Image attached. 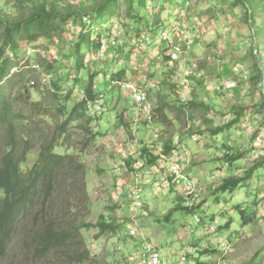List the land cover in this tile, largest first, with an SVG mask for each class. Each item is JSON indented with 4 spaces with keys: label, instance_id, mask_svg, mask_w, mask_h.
<instances>
[{
    "label": "rangeland",
    "instance_id": "rangeland-1",
    "mask_svg": "<svg viewBox=\"0 0 264 264\" xmlns=\"http://www.w3.org/2000/svg\"><path fill=\"white\" fill-rule=\"evenodd\" d=\"M31 1L35 0H0V7L6 17L17 19L30 14ZM61 1L65 6L82 7L90 12L102 0ZM255 3L253 0H136L133 10L128 13L127 2L119 0L117 18L98 20L92 15L83 21V25L92 23L91 40L97 47L87 51L82 46V68L77 67L75 55L82 22L77 23L79 25L70 22L62 41L50 45V48L43 41L32 48L22 43L16 55L7 53L13 58L12 71L23 75L25 80L14 87L12 99L16 110L25 116L18 123L19 132L32 143L27 168H32L38 160L42 144L58 138L56 150L71 155L75 168L83 167V188L87 199L78 197L68 206L66 195H73L81 187L73 185L74 189L58 191L48 210V215L58 224L65 226L73 222L76 227H81L76 240L66 248L52 252L46 258L34 259L36 228L33 223L37 219L33 216L22 222L8 250L0 253V264H127L130 250L139 244L125 233L123 221L130 222L131 211L122 203L126 199L122 198L118 187H122L124 181H131V175L121 181L123 177L115 167L120 162L118 156L122 158V153L126 152L131 155L129 152L136 151V147L150 140L151 133L144 122H140L136 129L129 126L125 118L134 119V108L121 87L116 85L113 88L111 82L105 80V75L114 74V80L122 81L114 78L117 77L115 73L128 67L129 63L116 57L122 52L129 57L133 54L126 52V38L131 36L130 40L135 41L137 49L134 54H146L154 49L151 47L160 38L162 30H169L175 24L196 40L201 29H206L218 41V46H206L210 57L190 58L196 70H204L203 80L210 81V89L205 90L201 83L196 84L193 92L188 91L184 88V81L179 79V72L168 67L161 74L168 82L158 92L150 93L158 108L161 137L172 143L179 138L188 144L179 152L188 169L187 174L200 181L199 184L196 182L200 203L193 209L184 208L183 190L179 192L173 187L158 189L155 183L160 175L151 172L143 179L150 182L151 187L143 188L147 216H138V224L150 242L163 247L164 251H159V255L161 258L164 255L163 260L167 263L192 244L199 247L198 256L188 258L186 264H264V83L259 84L253 79L256 67L264 70V34L259 33L264 30V11L259 8L251 13L252 17L246 8H253ZM216 29L219 32L213 33ZM142 31L148 32L150 38L147 43L143 35L141 37L148 47L145 52L140 51L136 43ZM111 38L121 45L117 43L113 51L102 57L98 53L100 44L108 43ZM173 42L176 46L184 44L183 39L177 37ZM160 46L165 47V44ZM254 50L261 54L256 57ZM171 52V47L164 50L163 58L170 60ZM143 58L135 56L138 69L145 72L149 68L150 74H157L155 66L150 65L152 61ZM131 59H134L133 55ZM35 63H39L42 71L51 72V85L57 87L58 92L55 96L51 91L54 87L40 92L37 86L28 85L27 79L38 81L39 75L31 71V65ZM235 73L238 93L235 97H227L223 88L213 80L219 74L228 77ZM92 74L95 75L93 83L102 110L95 113L89 109L83 118L70 116L71 109L84 98L82 89L88 85ZM100 82L103 84L95 87ZM202 88L205 91H201ZM210 101L214 102L212 110L201 106ZM66 106L69 110L65 109ZM233 106L244 109L240 122L213 135L212 131L225 128L235 118ZM68 117L73 120L66 126V135L60 136V127ZM119 127L123 128L127 142L120 145L115 138L111 146V139L116 132L118 135ZM193 137L196 142L192 141ZM3 145L4 140L0 137V156L4 153ZM141 147L143 159L150 163L152 156L147 148ZM137 155H132L127 164L134 162ZM229 157L240 159L230 162ZM259 164L263 167L254 171ZM249 175V180L234 190L218 192L224 180L248 178ZM206 203L209 205L205 207ZM39 213L44 214V211ZM195 214L202 224L195 221ZM102 218L114 225L115 231L99 236L97 225ZM208 226L215 227L216 235L208 232ZM220 240L231 243L226 255L218 252Z\"/></svg>",
    "mask_w": 264,
    "mask_h": 264
},
{
    "label": "trees",
    "instance_id": "trees-1",
    "mask_svg": "<svg viewBox=\"0 0 264 264\" xmlns=\"http://www.w3.org/2000/svg\"><path fill=\"white\" fill-rule=\"evenodd\" d=\"M125 1L128 4L127 11L131 13L136 0ZM253 1L256 2L253 8L246 6L252 17L251 13L257 9L260 8L264 11V0ZM30 4V14L17 19L6 17L0 7V137L4 140V153L0 156V253H5L8 250L22 222L36 216L37 221L33 223L36 231L32 257L43 259L52 252L66 248L79 235L81 227H76L73 222L67 223L65 226L58 224L48 215V210L56 199L55 194L58 191L74 189L73 185L81 187L80 190H76V193L73 192L76 196L74 194L66 195L68 206L71 201L78 197L83 200L87 199L83 188V167L75 168V162L71 155H63L56 150L58 146V138H56L41 145L38 160L32 168H27L26 161L32 143L30 140L24 139L19 132L18 123L25 116L22 111L16 110L15 101L12 99L14 87L25 80L23 75L12 72L13 58L7 56V53L16 55L22 43L26 47L32 48L39 44L38 42L43 41V44L50 48V45L62 41L70 22L74 21L76 24L82 22L78 34V43L75 46L76 65L82 68V46L87 51L92 50L95 46V43L91 40L93 25L92 23L83 25L84 19H88L92 15H95L98 20L117 18L119 0H102L90 9V12L82 7L73 9L65 6L61 0H35L31 1ZM259 33L263 35L264 30L261 29ZM40 68L42 71V67ZM31 71L33 70L31 69ZM45 72L51 73L50 71ZM94 76L93 74L90 76L88 85L82 89L84 98L76 107L71 109L70 116L85 117L90 112L89 105L98 101L99 97L93 83ZM253 79L259 84H263L264 70L256 67V77H253ZM31 81L34 80L27 79L30 87L37 86L40 92L45 90V88L41 89L36 83L31 85ZM55 88L57 87L51 90L53 96L58 93ZM68 108L65 107L66 110H69ZM243 110L236 108L233 111L235 118L229 123L230 125H225V128L213 131V134L228 129L232 124H237L242 117ZM72 120L71 117H68L66 122L62 124L59 131L60 136L66 135V126ZM172 149H174L172 141L170 139L165 140L166 153ZM228 159L230 162H235L240 158L229 157ZM261 167H263V164H259L254 171ZM249 178L250 175L248 178L226 179L219 185L218 192L234 190ZM42 211H44V214L39 213ZM243 220L245 222V218ZM97 228L99 236L116 229L114 225L107 223L103 218Z\"/></svg>",
    "mask_w": 264,
    "mask_h": 264
},
{
    "label": "built area",
    "instance_id": "built-area-1",
    "mask_svg": "<svg viewBox=\"0 0 264 264\" xmlns=\"http://www.w3.org/2000/svg\"><path fill=\"white\" fill-rule=\"evenodd\" d=\"M87 18L84 19V22ZM74 21H72L73 23ZM91 24L90 22H87ZM75 25V22H74ZM176 25V24H175ZM172 26L171 29H163L160 35V38L156 41V44L151 48H155L156 46L164 43L167 48L171 47L172 52L169 55L170 60H168V65L170 69H175L179 73L182 71L185 74L187 79H203L205 74L204 70L198 71L195 67L188 66L186 62L185 56V46L188 45L190 41L193 40V36L189 35V33H185L184 29H180L179 25ZM132 28V27H131ZM147 43L150 42L149 33L142 31L140 33V37L136 39V43L138 44V48L140 51L145 52L148 50V47L143 42V39ZM177 37L178 39L182 38L184 44L180 46H176V43L173 42V38ZM161 40V41H160ZM117 43L115 39L111 38L108 40V43H102L98 53L102 54V57L107 56V54L113 51L114 48L117 47ZM258 50H254L253 54L257 57L259 56ZM261 54V53H260ZM31 69L33 72L39 75L38 81H31V85L38 84L41 89L51 88L52 74L48 72H42L40 65L38 63L32 64ZM14 72V71H12ZM239 73L241 71H238ZM246 79V76H244ZM105 80L110 81L111 85H119L123 90V93L126 95L128 101L132 104V107L135 111V117L132 119V128H138L140 122H144L145 125L149 128L151 133L150 140L145 143V148L148 149L150 157L152 161L147 163L145 159H143V154L141 150L143 147L139 145V142L136 147V151L127 152L125 154L122 153V158L119 157V163L115 167L116 172L122 175V180H125L131 175V181H124L122 187H118L121 191L122 198L125 197V201L122 203L126 205L129 211H131V215L129 217V221H123V224L126 227V235L132 238L137 244H139L135 252H131L127 257V264H168L165 260H163L156 247L148 240V237L141 230V227L138 224L137 217L138 216H146V205L143 199V189L142 187L146 184L143 180L145 175H149L151 172L153 174L160 175L158 181L155 183V186L158 189H163L165 187H181L183 190L184 203L183 207L186 209H193L196 207L200 201L196 191V181L190 178L186 173V164L182 160V155L179 152L180 148H185L188 144L185 141L180 140L179 138L173 140L174 149L170 152L166 153L165 151V139L163 136L161 137L160 128L158 127V117H157V105L154 100L151 98L150 93L154 91L156 88V83L152 80H143L142 82L131 81V80H122L117 82L113 79V74H106ZM184 88L187 89L186 82L184 80ZM235 83L231 82L226 84V88H234ZM83 94V92H82ZM188 100V99H186ZM89 109L98 113L102 108L99 106L98 101L93 102L89 105ZM123 128L119 127L118 135L116 133L113 135L111 139V146L114 144V140L116 138V142L120 145L127 142V137L122 130ZM138 133V131H137ZM136 137V136H135ZM137 138V137H136ZM192 141L196 142V137L192 138ZM120 149V148H117ZM131 150V151H132ZM127 154V155H126ZM139 154V155H137ZM133 156L137 155L135 161L130 165L127 164L128 160ZM124 157V158H123ZM121 198V200H122ZM195 221L198 224H202V220L194 215ZM208 232L215 234L217 230L213 226H208ZM231 248V243L225 240H220L218 243V252L222 255H226ZM195 248L185 247L181 250V254L178 256L177 261L174 264H186L188 258H193L196 256Z\"/></svg>",
    "mask_w": 264,
    "mask_h": 264
},
{
    "label": "crops",
    "instance_id": "crops-1",
    "mask_svg": "<svg viewBox=\"0 0 264 264\" xmlns=\"http://www.w3.org/2000/svg\"><path fill=\"white\" fill-rule=\"evenodd\" d=\"M161 25V22L158 24V26L157 27H159ZM215 28H216V26H215ZM152 30H154V28L152 29ZM225 30V29H224ZM217 32H219V30L218 29H216V30H213V33H217ZM131 39V36H130V38H126V42H127V49L128 50H126V52H128V51H131V53L133 52V57H134V59H131V56L129 57L128 55H127V53H124V52H122V53H120L119 54V56H117L116 58H124V61H126V62H128L129 63V66L128 67H124V68H122L121 70H119L117 73H115L116 74V76L118 77H115L114 76V78L115 79H118V80H131V81H139V82H142L143 80H152V81H154L155 83H156V88L154 89V92H158L160 89H161V86L164 84V83H167L168 82V80H165V77H161V74H162V72L164 71V70H167V65H168V59L167 60H165L164 58H163V56H162V52H164V50H167V47L165 46V47H162V46H160V45H158V46H156L154 49H152L149 53H146V54H141V55H136V54H134V52H135V50L137 49V46L135 45V41H132V40H130ZM195 39V38H194ZM192 40V41H190L189 43H188V45H186L185 47V56H186V62H187V64H188V66H190V67H194L193 65V63H192V61L190 60V58H200V56H202V58H205V57H210L211 56V53L209 52V49L208 48H206V46L208 45V46H211V47H214V46H218V41L217 40H215L213 37H212V35H211V32H208L206 29H201V31L199 32V38L196 40ZM123 43V42H122ZM119 45H121V43L119 42L118 43V46ZM133 50V51H132ZM121 54H122V56H121ZM167 54V53H166ZM168 55V54H167ZM135 56H138V58L139 59H141V58H146V59H149V60H151L152 62L150 63V65H154L155 67V69H156V73L157 74H150L151 73V70L148 68V70H146L145 72H144V70H140V69H138V67H137V65H138V62H136L135 61ZM143 58V59H144ZM188 58V59H187ZM142 59V60H143ZM195 60V59H194ZM131 68H134V70H132L131 71ZM163 68V69H162ZM224 69H226V67L224 66L223 67ZM162 69V70H161ZM122 72V73H121ZM133 73V74H132ZM180 77H179V79H181L182 81H184V80H189L188 82H186L187 84H186V86H187V88H188V91H190V90H192V92H193V89H194V87L196 86V84H203V85H205V90L206 89H210V84H208V83H210V81L209 82H207V81H204L203 79H187V77H185V74L182 72V71H180ZM178 74V75H179ZM114 75V74H113ZM133 75V76H132ZM220 76H221V78H220ZM223 75H218L216 78V80H213L214 81V84H219V86H221L222 88H223V92H225L226 94H227V97H230V96H232L233 95V97H235V94H237L238 93V88H239V84H238V82H237V86L236 87H234V88H226V84H228V83H231V82H234L235 83V81H236V78H237V76H236V73H235V75L234 74H231L230 76H226V77H222ZM123 77V78H122ZM135 77V78H134ZM218 78H220V79H218ZM185 82V81H184ZM105 83V82H104ZM101 84H103V82L101 83H99L98 85H96L95 87H97V86H100ZM117 86H119V85H117ZM113 88L114 87H116V85H114V86H112ZM203 89V88H202ZM201 89V91H205L204 89L202 90ZM189 100H191V99H189ZM236 102H233V104H235ZM200 104H202V103H200ZM198 105V104H197ZM213 105H214V102L213 101H210L209 102V104L208 105H201L202 107H204V108H206V110H212V108L211 107H213ZM194 107H195V104H194ZM158 109V108H157ZM236 109V107H232V110H235ZM132 119L133 118H128L127 116H126V118H125V120H126V122H128L129 123V126L132 128V124H131V122H132ZM240 122V121H239ZM238 122V123H239ZM220 133V132H219ZM212 134H213V131H212ZM218 134V133H217ZM138 135H140V133L138 134ZM137 135V136H138ZM214 135V134H213ZM216 135V134H215ZM165 139V138H164ZM166 140V139H165ZM141 145H143V144H141ZM140 145V146H141ZM140 146H138V147H140ZM172 146L174 147V145H173V143H172ZM190 165L189 164H187V167L189 168V169H191V166L189 167ZM196 167H198V166H196ZM187 171H188V169L186 168V173H187ZM188 175V174H187ZM189 176V175H188ZM190 177V176H189ZM191 178V177H190ZM193 179V178H192ZM196 182H198V184L200 183V181L198 180H196ZM150 183V182H149ZM149 183H147L146 182V185H144L143 187H142V189L143 188H148V187H150L149 186ZM203 183V182H202ZM203 184H205V183H203ZM148 185V186H147ZM151 188V187H150ZM174 188V187H173ZM175 189L176 190H178L179 192L181 191V187H175ZM144 191V190H143ZM144 197H145V195H143V199H144ZM145 202V201H144ZM145 205H146V208H147V204H146V202H145ZM209 205V203H206L205 204V207L206 206H208ZM146 216H147V214H146ZM189 234V233H188ZM152 243V242H151ZM153 244V243H152ZM154 245V244H153ZM155 247H156V249L158 250V252L159 251H164L163 250V247H161L160 245L159 246H156V245H154ZM186 247H192V248H195V249H197V250H199V247H194L192 244H190V245H187ZM185 248V247H184ZM183 248V249H184ZM136 251V249H134V247L132 248V250H130V253L131 252H135ZM198 256V251H196V256H194L193 258H196ZM164 258V255H163V257H162V259ZM177 259H178V256H177V258H175V259H171V260H168L169 262H168V264H174L176 261H177Z\"/></svg>",
    "mask_w": 264,
    "mask_h": 264
}]
</instances>
